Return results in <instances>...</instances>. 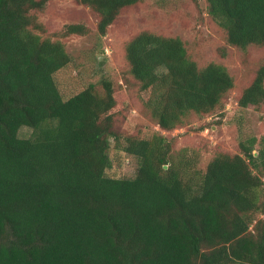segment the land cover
I'll list each match as a JSON object with an SVG mask.
<instances>
[{
    "label": "trees",
    "instance_id": "trees-1",
    "mask_svg": "<svg viewBox=\"0 0 264 264\" xmlns=\"http://www.w3.org/2000/svg\"><path fill=\"white\" fill-rule=\"evenodd\" d=\"M50 1L0 0V264H264V134L239 154L216 150L203 171L196 156H173L166 135L223 107L227 69L199 66L180 38L136 32L124 82L160 131L122 135L111 81L60 95L54 75L71 61L62 38L89 29L50 33L38 15ZM140 1L76 0L102 36ZM205 3L229 46L264 50V0ZM235 99L264 105V61ZM110 141L135 160L133 177L106 174Z\"/></svg>",
    "mask_w": 264,
    "mask_h": 264
},
{
    "label": "rangeland",
    "instance_id": "rangeland-1",
    "mask_svg": "<svg viewBox=\"0 0 264 264\" xmlns=\"http://www.w3.org/2000/svg\"><path fill=\"white\" fill-rule=\"evenodd\" d=\"M38 15L50 33L63 31L69 24L89 29L84 36L62 38L71 61L54 75L56 86L67 100L90 84L101 91V82L111 81L116 91V129L122 135L147 138L160 131L136 91H128L124 82V76H128L124 42L144 29L180 38L190 59L199 66L222 65L234 80V89L220 110L211 116L192 114L182 128L166 133L174 139L173 156H196L192 158L197 160L195 167L203 171L216 150L239 154L240 141L264 134V105L243 109L235 99L264 61V50L253 47L243 51L229 46L223 31L208 16L205 0H141L124 10L103 36L96 30L95 13L76 0H51ZM19 136L28 138L30 129L21 128ZM110 144L112 166L106 174L113 178L133 177L135 160L114 149L112 141Z\"/></svg>",
    "mask_w": 264,
    "mask_h": 264
},
{
    "label": "water",
    "instance_id": "water-1",
    "mask_svg": "<svg viewBox=\"0 0 264 264\" xmlns=\"http://www.w3.org/2000/svg\"><path fill=\"white\" fill-rule=\"evenodd\" d=\"M164 168H166V166H164Z\"/></svg>",
    "mask_w": 264,
    "mask_h": 264
}]
</instances>
